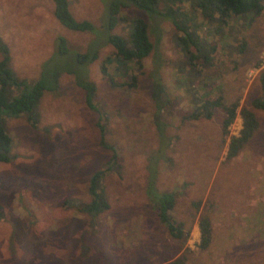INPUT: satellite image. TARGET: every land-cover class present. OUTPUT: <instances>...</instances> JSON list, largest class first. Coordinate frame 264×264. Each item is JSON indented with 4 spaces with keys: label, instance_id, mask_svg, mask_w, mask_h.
Listing matches in <instances>:
<instances>
[{
    "label": "rangeland",
    "instance_id": "374dc122",
    "mask_svg": "<svg viewBox=\"0 0 264 264\" xmlns=\"http://www.w3.org/2000/svg\"><path fill=\"white\" fill-rule=\"evenodd\" d=\"M69 1L75 18L89 20L91 30L60 25L51 0H0V37L15 74L28 81L44 76L53 84L60 72L57 88L45 91L36 107V125L25 115L4 119L13 145L10 160L0 162V264H163L177 257L184 264H264V110L252 107L261 96L264 12L254 19L233 16L222 32L212 29L206 37L199 14L198 33L206 50L214 46L215 59L207 69L199 62L191 69L170 21L121 7V16L147 20L154 44L143 71H136L137 85L128 88L110 84L101 70L113 50L106 39L111 0ZM125 23L118 20L112 33L126 35ZM61 38L68 41L66 56L58 50ZM241 42L245 52L238 54L234 47ZM86 52L98 53L91 62L71 65ZM78 80L94 82L99 110L86 105ZM207 80L225 102L238 101L229 134H238L243 106L258 120L245 148L230 160L224 111L187 117L192 98L206 86L197 83ZM157 118L165 125L157 126ZM98 122L121 163L102 181L109 209L92 217L74 204L89 200V179L110 157ZM150 162L157 188L176 193L172 215L185 223L188 237H172L146 197ZM203 215L212 228L207 249L199 248Z\"/></svg>",
    "mask_w": 264,
    "mask_h": 264
},
{
    "label": "trees",
    "instance_id": "16d2710c",
    "mask_svg": "<svg viewBox=\"0 0 264 264\" xmlns=\"http://www.w3.org/2000/svg\"><path fill=\"white\" fill-rule=\"evenodd\" d=\"M186 1H189L188 5H185ZM51 2L53 15L63 27L81 32L92 29V24L89 20H78L75 18L71 12L69 0H51ZM124 6H133L143 10L151 18L157 17L160 20L170 21L180 32L177 39L186 54L187 63L190 64L191 69L192 67L196 68L195 64L198 62L203 65L204 69H207L213 64L215 59L214 46L212 45L211 49L206 50L202 39L203 36L206 37L208 35L206 31L214 29L216 33H220L223 31V27L229 24V20L233 16L254 19L264 12V0H111L106 39L113 50L106 57L101 70L110 84L128 88H133L137 85L139 77L136 71H143L144 60L152 53L154 44L150 39L147 20L138 15L131 17L121 16V7ZM187 8L188 11L185 12ZM198 16L202 18L201 25L206 27L204 35H201L202 37L198 33L199 24L194 21ZM120 19L126 22L127 32L124 36L111 31ZM215 24L216 27H214ZM59 41L61 45H64V41L67 40L61 38ZM58 50H60L62 55L66 56L67 48L65 45L59 46ZM196 50L197 54L195 53ZM234 51L238 54L244 53L245 43H239L237 48L234 47ZM95 52L91 54H87V52L76 54V58L71 59V65L74 66L76 62L85 64L88 61L95 60L98 53ZM0 55V162H8L10 160L13 138L5 129L4 119L10 116L25 115L32 125H36V107L45 91L57 88L60 72L54 73L53 84H48L44 76L32 81H28L26 78H19L10 66L11 54L9 46L1 37ZM72 72L73 69L68 73ZM194 74L198 76L199 72L195 70ZM114 76L118 77L119 81H116ZM207 76L209 78V75ZM259 76L261 96L252 100V107L264 110V68H261ZM209 83L208 80L204 84L197 83V85L206 86L199 96L192 98L193 110L187 117L189 119L201 117L208 119L213 116L216 109H222L225 113L222 121V131L225 136L228 135L230 137L226 159L230 160L238 156L245 148L258 127V120L253 109L243 106L239 111L241 128L237 135L229 134V126L234 122L237 115L238 101L225 102L221 93L215 94V90L208 87L207 84ZM77 84L85 92L86 105L90 109L99 110L94 102L96 91L94 82L78 80ZM156 125H165V123L162 124L160 118H157ZM98 126L100 129V144L110 151L107 167L96 170L90 177L88 183L89 200L74 204L79 211L92 217L109 209L110 203L104 194L102 181L105 173L116 171L121 163L117 148L106 140L105 126L99 122ZM148 166L150 168L147 176L149 182L147 180L145 193L159 222L163 224L172 237L177 239L188 237L189 229L185 227V223L172 215V210L176 203V193L157 188L154 183L155 165L150 162ZM198 226L200 232L199 248L207 249L212 241L211 220L208 216L203 215L199 219ZM163 264H184V260L182 257H177Z\"/></svg>",
    "mask_w": 264,
    "mask_h": 264
}]
</instances>
